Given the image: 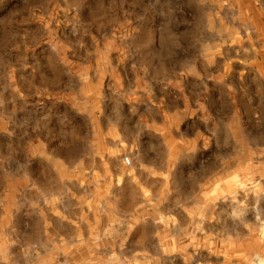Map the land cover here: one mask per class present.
Wrapping results in <instances>:
<instances>
[{"label":"rangeland","instance_id":"374dc122","mask_svg":"<svg viewBox=\"0 0 264 264\" xmlns=\"http://www.w3.org/2000/svg\"><path fill=\"white\" fill-rule=\"evenodd\" d=\"M262 224L264 0H0V264H264Z\"/></svg>","mask_w":264,"mask_h":264},{"label":"bare ground","instance_id":"6f19581e","mask_svg":"<svg viewBox=\"0 0 264 264\" xmlns=\"http://www.w3.org/2000/svg\"><path fill=\"white\" fill-rule=\"evenodd\" d=\"M262 226H263V227H262V230H261V231H262V233H263V232H264V224H262ZM166 245H167V244H166ZM172 245H173V244H172ZM158 249H159V248H158ZM161 249H162V248H161ZM161 249H160V251H161ZM164 249H165V248H164ZM162 250H163V249H162ZM160 251H159V252H160ZM164 252H165V250H164Z\"/></svg>","mask_w":264,"mask_h":264},{"label":"built area","instance_id":"2783aa9c","mask_svg":"<svg viewBox=\"0 0 264 264\" xmlns=\"http://www.w3.org/2000/svg\"><path fill=\"white\" fill-rule=\"evenodd\" d=\"M126 161H127L128 163L130 162L128 158L126 159Z\"/></svg>","mask_w":264,"mask_h":264}]
</instances>
